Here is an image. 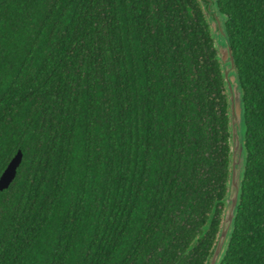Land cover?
Returning <instances> with one entry per match:
<instances>
[{
    "label": "trees",
    "instance_id": "1",
    "mask_svg": "<svg viewBox=\"0 0 264 264\" xmlns=\"http://www.w3.org/2000/svg\"><path fill=\"white\" fill-rule=\"evenodd\" d=\"M244 171L218 264H264V0H216ZM0 264H205L229 97L200 0H0Z\"/></svg>",
    "mask_w": 264,
    "mask_h": 264
},
{
    "label": "water",
    "instance_id": "2",
    "mask_svg": "<svg viewBox=\"0 0 264 264\" xmlns=\"http://www.w3.org/2000/svg\"><path fill=\"white\" fill-rule=\"evenodd\" d=\"M200 1L210 20L212 33L216 42L217 54L223 66V74L229 97L231 157L227 205L224 210L218 236L205 262V264H218L221 260V257L225 253L230 232L233 227L235 205L239 196L243 179L244 146L241 132L243 107L238 78V69L225 32L223 23L224 18L216 7V0ZM21 159L22 151L19 149L0 175V189L6 188L13 180Z\"/></svg>",
    "mask_w": 264,
    "mask_h": 264
}]
</instances>
